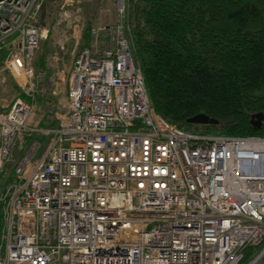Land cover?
I'll return each mask as SVG.
<instances>
[{"label":"built area","instance_id":"built-area-1","mask_svg":"<svg viewBox=\"0 0 264 264\" xmlns=\"http://www.w3.org/2000/svg\"><path fill=\"white\" fill-rule=\"evenodd\" d=\"M49 1L0 0V43L17 35L0 74L20 90L0 111V264H264V137L192 133L156 112L129 0L76 53L57 124H33L41 41L80 44L87 26V0L43 26Z\"/></svg>","mask_w":264,"mask_h":264},{"label":"trees","instance_id":"trees-1","mask_svg":"<svg viewBox=\"0 0 264 264\" xmlns=\"http://www.w3.org/2000/svg\"><path fill=\"white\" fill-rule=\"evenodd\" d=\"M128 16L158 114L192 133L264 137V0H129ZM201 113L219 123L189 122Z\"/></svg>","mask_w":264,"mask_h":264},{"label":"crops","instance_id":"crops-1","mask_svg":"<svg viewBox=\"0 0 264 264\" xmlns=\"http://www.w3.org/2000/svg\"><path fill=\"white\" fill-rule=\"evenodd\" d=\"M42 14H44L43 17L49 15L48 13L45 15V13L41 11V17ZM44 26L48 27L47 25ZM49 28L51 29L52 27ZM60 29L65 32V34L70 33L71 31L70 26L66 22L62 24ZM86 41L87 38L84 35L81 43L77 44L73 39H67L63 35H56L53 31L48 38L41 41V47L35 59V68L37 71H41L44 74L42 81L40 82L41 92L33 103L35 107V114L32 121L33 124H39L41 127L57 124L55 113L66 101V88L64 91H61L58 88V92L55 90V93H53L50 89H46V85L51 84L54 86L56 82H59V80L60 82H63L62 78H65L63 76L68 75L76 53L90 43H86ZM3 52H0V67L2 66L7 53L5 51ZM65 73L67 75H65ZM0 76L2 78L3 74H0ZM53 79L54 81L51 83V80ZM3 84L4 87H2L3 89L0 88V92L7 90L11 91V86L8 82ZM15 93L16 97L20 96V91L19 93L15 91ZM2 100L3 99H0V111L4 112L10 107L4 110Z\"/></svg>","mask_w":264,"mask_h":264},{"label":"rangeland","instance_id":"rangeland-1","mask_svg":"<svg viewBox=\"0 0 264 264\" xmlns=\"http://www.w3.org/2000/svg\"><path fill=\"white\" fill-rule=\"evenodd\" d=\"M63 1L64 0H62V2L60 1L61 5ZM77 1L79 0H74L73 5L75 7L77 6V8L78 7L81 8L82 6L81 4H76ZM113 6L115 7L114 0H87V2L84 4V7H83L84 18L86 19V22H87L86 28L88 30H91L93 27H101L104 25L114 24L116 21L115 17L117 18V14L114 11ZM59 10L60 8L56 10L54 8V5H52V7L49 10L50 13H48L49 15L43 17L44 14H42L43 18H41V24L43 26L47 25L48 27H53L57 20V17H58L57 15H59L61 12ZM16 36L17 35L15 34L12 37H9L8 39H6L5 40L6 43L4 42L5 45L10 43V41L16 38ZM4 43H0V44L3 45ZM3 51L7 52L5 48L2 50V52ZM65 75L67 74L65 73ZM63 77H66V76H63ZM0 80H3V83L8 82L11 86V91L7 90V91L0 92V99H3L2 100L3 109L5 110L9 108L13 104V101L18 97V96L16 97L15 91L19 93L20 90H18L19 88H18V83L16 79H14L12 76L3 74L2 78L0 76ZM62 81L63 82H60L59 80L58 83L56 82V84L52 87V90H56L58 92V88H59L61 91H64V89L66 88V85H65L66 82L64 83V79H62ZM3 83L0 81L1 89H3L2 87H4ZM7 176H8V173L6 172L5 176L0 180V188L2 184H6Z\"/></svg>","mask_w":264,"mask_h":264},{"label":"water","instance_id":"water-1","mask_svg":"<svg viewBox=\"0 0 264 264\" xmlns=\"http://www.w3.org/2000/svg\"><path fill=\"white\" fill-rule=\"evenodd\" d=\"M258 118H261V115H257ZM190 123L198 124V125H217L219 122L214 118L208 117L206 114H198L189 120Z\"/></svg>","mask_w":264,"mask_h":264}]
</instances>
